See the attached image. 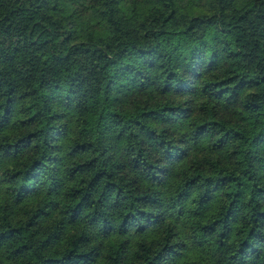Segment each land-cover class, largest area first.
Returning a JSON list of instances; mask_svg holds the SVG:
<instances>
[{"label":"trees","instance_id":"trees-1","mask_svg":"<svg viewBox=\"0 0 264 264\" xmlns=\"http://www.w3.org/2000/svg\"><path fill=\"white\" fill-rule=\"evenodd\" d=\"M151 1L0 0V264H264V0Z\"/></svg>","mask_w":264,"mask_h":264},{"label":"rangeland","instance_id":"rangeland-1","mask_svg":"<svg viewBox=\"0 0 264 264\" xmlns=\"http://www.w3.org/2000/svg\"><path fill=\"white\" fill-rule=\"evenodd\" d=\"M177 4H178L179 9L182 12H188V11L195 10L198 7V5L200 4V0H177ZM235 6L239 7L238 1L235 3ZM137 7L139 10H142V11H146V10H149L152 8L161 10V7H159L157 3H155L154 1H151V0H138ZM56 13H59L63 17H66L68 19L72 34L76 38L82 37V32L84 30V19H83V17L79 16V14L74 12L72 10V8H70L67 4H62L60 6V9L57 11H55V10L51 11V14H53V15ZM95 35L97 37H104L105 35H111V32L106 30L103 33L101 31H99L98 29H96ZM146 97H147L146 95H142V99H145ZM154 98L157 99L158 96L156 95V96H154ZM177 98H179V97H177Z\"/></svg>","mask_w":264,"mask_h":264}]
</instances>
